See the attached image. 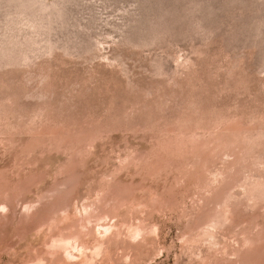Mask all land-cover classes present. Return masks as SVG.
<instances>
[{
  "label": "rangeland",
  "instance_id": "374dc122",
  "mask_svg": "<svg viewBox=\"0 0 264 264\" xmlns=\"http://www.w3.org/2000/svg\"><path fill=\"white\" fill-rule=\"evenodd\" d=\"M0 264H264V0H0Z\"/></svg>",
  "mask_w": 264,
  "mask_h": 264
},
{
  "label": "bare ground",
  "instance_id": "6f19581e",
  "mask_svg": "<svg viewBox=\"0 0 264 264\" xmlns=\"http://www.w3.org/2000/svg\"><path fill=\"white\" fill-rule=\"evenodd\" d=\"M64 245H66V244H64ZM64 245H63V246H64Z\"/></svg>",
  "mask_w": 264,
  "mask_h": 264
}]
</instances>
